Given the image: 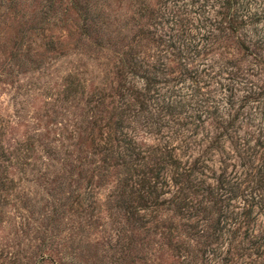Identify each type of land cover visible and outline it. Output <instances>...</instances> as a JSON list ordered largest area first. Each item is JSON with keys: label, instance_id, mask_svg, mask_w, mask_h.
<instances>
[{"label": "rangeland", "instance_id": "374dc122", "mask_svg": "<svg viewBox=\"0 0 264 264\" xmlns=\"http://www.w3.org/2000/svg\"><path fill=\"white\" fill-rule=\"evenodd\" d=\"M164 1L146 0L153 15H165L172 3ZM46 4L45 0L0 3V178L5 181L4 188L0 187V264H184L169 248L166 221L161 224L165 217L153 219L157 226L132 224L114 207L123 168L113 156L106 157L101 147L112 129L107 118L113 107L108 97L90 107L96 94L92 92L106 96L115 84L112 70L117 62L112 46L104 45L105 39L123 49L132 47L138 59L150 61L161 53L162 46L155 40L166 39L179 23L154 16L138 18V0H104L97 13L100 20L96 19L102 24L99 28L96 22L87 34L80 28L82 15L73 0ZM177 8L180 17L195 21L187 8ZM147 29L152 32L146 33ZM96 37H100V45L94 43ZM119 37L122 44H118ZM212 47L188 67L200 68L197 61L217 60L216 65L221 63L230 70L232 66L225 61L237 58V64L247 68L239 92L259 91L257 96L264 103L263 65L256 68L234 38H221ZM161 58L166 69L157 76L166 82H156L159 90L181 86L188 93L191 79L172 80L178 74L176 61L169 54ZM67 73L81 83L78 89L83 92L64 99L61 89ZM124 75L119 79L121 89L142 84L141 78L128 72ZM222 93L226 95L227 89ZM245 109L253 118L238 122V132L246 136V131L253 138L264 120V107ZM128 124L135 128L133 137L140 145L162 140L148 132L140 118ZM212 124L204 120L210 131L214 130ZM129 126L123 127L128 133L132 131ZM222 142V152H209L213 163L204 161L207 175L209 167L217 172L219 156L227 173L239 172L231 145ZM200 149L187 153L193 156ZM86 200L89 205L80 210ZM258 220L264 223V210Z\"/></svg>", "mask_w": 264, "mask_h": 264}, {"label": "trees", "instance_id": "16d2710c", "mask_svg": "<svg viewBox=\"0 0 264 264\" xmlns=\"http://www.w3.org/2000/svg\"><path fill=\"white\" fill-rule=\"evenodd\" d=\"M45 1L46 7L52 3ZM73 2L82 15L83 33L88 34L87 29H93L96 22L100 28L102 21H97L100 20L97 13L104 0ZM138 2V18L154 16L163 22H177L180 27L173 29L166 39L155 40L162 46L161 53L150 61L138 59L132 47L123 49L109 43V39L104 41L106 47L112 46L117 62L112 70L115 84L106 96L92 92L96 94L90 107L103 103L105 97L113 107L107 118L112 129L101 147L106 157L113 156L123 168L120 189L113 198L114 207L132 224L153 223L157 215L165 217L161 224L166 221L167 238H173L167 240L169 248L181 256L184 264H264V223L258 220V214L264 210V120L253 138L246 131L247 137L238 132L241 121L253 118L245 107H264V103L257 96L259 91L254 93L249 88L243 94L239 92L247 68L237 64V58L225 61L232 66L230 70L221 63L216 65L217 60L197 61V66L202 64L200 68L187 65L200 54L209 53L217 40L234 38L242 52L254 60L256 68L263 65L264 69V0H171L165 15L162 12L153 15L146 0ZM178 6L187 8L195 21L180 17ZM90 7L95 13L91 14ZM65 9L63 6L62 10ZM99 38L94 43L100 45ZM118 40L122 44L121 37ZM168 54L178 68L172 80L182 83L185 77L191 79L188 93L181 91V86L163 91L157 87L156 82H166L158 79L157 73H164L166 64L161 57L168 58ZM127 72L141 78L142 84L121 89L119 79ZM72 76L67 73L64 78L61 89L64 99L83 92L78 89L81 83ZM224 89L226 95L222 93ZM139 118L148 132L158 134L162 140L138 144L132 133L135 128L128 123L139 122ZM205 119L213 123V131L204 126ZM127 126L132 130L130 133L123 129ZM174 139L178 141L171 142ZM223 140L231 145L239 172L227 173L223 157L219 156L217 172L209 167L211 173L207 175L204 161L213 163L209 152L211 149L222 152ZM194 148L201 149L190 156L187 152ZM4 182L0 178L1 188Z\"/></svg>", "mask_w": 264, "mask_h": 264}]
</instances>
